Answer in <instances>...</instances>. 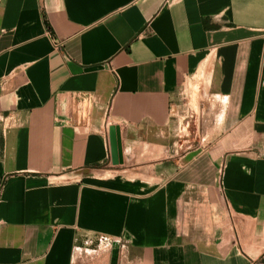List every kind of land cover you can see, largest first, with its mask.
<instances>
[{
	"label": "crops",
	"instance_id": "1",
	"mask_svg": "<svg viewBox=\"0 0 264 264\" xmlns=\"http://www.w3.org/2000/svg\"><path fill=\"white\" fill-rule=\"evenodd\" d=\"M0 264H264V0H0Z\"/></svg>",
	"mask_w": 264,
	"mask_h": 264
},
{
	"label": "rangeland",
	"instance_id": "2",
	"mask_svg": "<svg viewBox=\"0 0 264 264\" xmlns=\"http://www.w3.org/2000/svg\"><path fill=\"white\" fill-rule=\"evenodd\" d=\"M196 80H189L184 82L180 87L178 92L179 104H181V110L179 115L182 120V131L181 136L184 140L185 145L190 144L191 146H197L199 144L200 138L194 136V128L196 126V121H193L190 116L191 114H198L201 108L202 97H205L203 86L205 87L206 79L195 78ZM198 80V81H197ZM190 108H189V106ZM189 108L187 112L185 109ZM188 124V125H187Z\"/></svg>",
	"mask_w": 264,
	"mask_h": 264
},
{
	"label": "water",
	"instance_id": "3",
	"mask_svg": "<svg viewBox=\"0 0 264 264\" xmlns=\"http://www.w3.org/2000/svg\"><path fill=\"white\" fill-rule=\"evenodd\" d=\"M114 130H116L114 127L111 128V139L113 142V148L115 150V145H116V138H115V134H114ZM115 152V151H114Z\"/></svg>",
	"mask_w": 264,
	"mask_h": 264
}]
</instances>
